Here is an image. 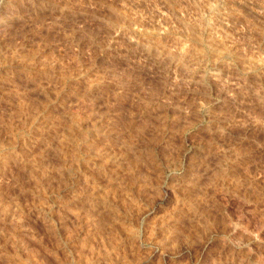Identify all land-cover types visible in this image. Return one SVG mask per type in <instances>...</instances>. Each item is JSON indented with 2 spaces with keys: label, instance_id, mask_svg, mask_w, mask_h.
Returning a JSON list of instances; mask_svg holds the SVG:
<instances>
[{
  "label": "rangeland",
  "instance_id": "rangeland-1",
  "mask_svg": "<svg viewBox=\"0 0 264 264\" xmlns=\"http://www.w3.org/2000/svg\"><path fill=\"white\" fill-rule=\"evenodd\" d=\"M0 264H264V0H0Z\"/></svg>",
  "mask_w": 264,
  "mask_h": 264
},
{
  "label": "bare ground",
  "instance_id": "bare-ground-1",
  "mask_svg": "<svg viewBox=\"0 0 264 264\" xmlns=\"http://www.w3.org/2000/svg\"><path fill=\"white\" fill-rule=\"evenodd\" d=\"M107 160V159H106ZM88 193V192H87Z\"/></svg>",
  "mask_w": 264,
  "mask_h": 264
}]
</instances>
